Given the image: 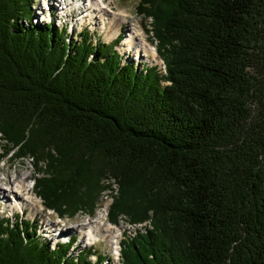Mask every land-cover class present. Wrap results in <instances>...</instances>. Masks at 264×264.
<instances>
[{
    "label": "trees",
    "instance_id": "16d2710c",
    "mask_svg": "<svg viewBox=\"0 0 264 264\" xmlns=\"http://www.w3.org/2000/svg\"><path fill=\"white\" fill-rule=\"evenodd\" d=\"M32 4L0 0V140L44 175L45 206L92 214L112 184V222L154 224L123 264H264V100L248 124L264 0H140L167 75L32 26ZM29 226L0 224V264H92Z\"/></svg>",
    "mask_w": 264,
    "mask_h": 264
},
{
    "label": "rangeland",
    "instance_id": "374dc122",
    "mask_svg": "<svg viewBox=\"0 0 264 264\" xmlns=\"http://www.w3.org/2000/svg\"><path fill=\"white\" fill-rule=\"evenodd\" d=\"M139 1L140 0H119V2H118V0H106V6H108L109 9L111 8L110 9L111 12H108V14H110V15L117 14L118 17L121 18V22L112 26V28H110L108 31L111 34L115 33L117 36L120 33V30H122V28H123V31H125V33L128 34L129 33L128 31L135 29L134 28V25H135V26H137V28H140V29L144 30V32H145L143 35H140V38L141 39H144V38L148 39V41L154 47H157L156 44L158 43V41L155 40L153 32L151 33L148 31L149 29H150V31H152V27L150 25L152 22V19L142 18L143 15H140L139 13H137L138 11H137L136 7L140 3ZM46 2H47V0H33L32 8L34 10V13L32 15V18L35 15V10L37 11V15H40V17H41L40 21L36 20V22L34 21V23H42V21L46 20L45 17H42L43 14L41 16V12L43 11V9L46 6ZM56 8H57V6H56ZM29 9H30V1H26L25 13L27 16H30ZM20 20H24V19H20ZM20 20H18V21H20ZM122 21H123V23H122ZM141 22L145 26H149V27L147 29H145L140 24ZM24 24H26L27 26L29 25L27 21H25ZM260 26H264V18H262ZM91 28H92L91 29L92 31H93V29H96L97 31L100 30L99 33H103V35H104L108 26H106L105 23H98L96 25H94L92 23ZM261 31H262V32H260L261 36H259L260 40L254 47V48H256V51H259V52L261 50V47L264 50V30H261ZM141 33H143V32H141ZM100 35H101V37H100ZM71 37L68 35V40L71 38V42L76 41L74 36L71 35ZM97 37H98V40L100 41L99 43H104L102 34H98ZM65 41H67V40H65ZM104 41H106V40L104 39ZM120 45H117V47L115 49L112 47V45L111 46L107 45V50H109V51L116 50L117 54H120L121 56L124 57V54L126 56L127 53L119 50ZM72 46H74V45L72 44ZM93 48L96 49L95 47H93ZM131 56H133V57H132V60H130V61H133V62L134 61L138 62V57L144 59L142 62H138L137 64H135L138 68H140V69L149 68V66H145V67L140 66V65H138L139 63H146V64H150V65H154V66L157 65V67H156L157 70H162V72L166 74V70H165L166 67H165V65H163L164 63H163V61H161L159 55H158V59L156 61L153 60L152 56L151 57L150 56H148V57L142 56L141 57L140 55L136 56L135 53H133ZM248 71H249V75H250L252 81H254V82L259 81L260 83H264V56L262 55V53H260V56L258 55V57H256V60H254L253 64L250 65ZM165 85H167V83H165ZM263 100H264V98L260 97V95H257V96L254 95V97L249 102L248 106L251 110V117L248 120V124L250 126H252L255 123L258 116H260V112L262 110V103L261 102H263ZM0 136H1V134H0ZM0 141H1L0 142V152H4L5 142L3 140H0ZM37 173L38 172H36V170H35V166H34V162H33L32 158H26V159H20V160L14 159L13 152L5 158L0 157V185L2 187H7L5 185V181L8 182V180H9L10 184L13 185L15 183L16 179L21 180V178L25 179L28 177L40 178ZM41 173H43V171ZM102 187L104 190L100 193V196L98 197V199L95 203V206L93 208L94 213H92V215L90 214V216H91L90 218L88 217V214L79 213L80 212L79 211L75 217L66 216L62 219H59L56 214H54L51 211H49V212L46 211L44 206L39 204L37 212L35 210H33L32 206H28L27 207L28 213L26 216H24V219L31 220V221L32 220L35 221V219H38V221L40 222L39 226L42 225L43 222H46L47 224L50 223L52 226H54V228L52 230H50V233H48V234H44L42 232L40 233V234H42V236L44 235L45 237L49 238L52 241H55L60 236H62L60 241H66L68 239V237H66V236L70 235L72 237V236L76 235L78 240L75 243V246L71 252L72 255L75 254L74 255V257H75L79 254V252H81L80 250L90 249V247L88 246L89 244H87V241H85V233H83L82 230L85 231L90 226V224H92V222H94V221L97 222L98 218L101 215V212H104V213L106 212V214H108L110 205H112L115 197L118 195V188L116 186H113L112 184H109V185L102 184ZM113 195H115V197ZM33 197H36L37 201L42 204V201H41L40 197H38V195H36V192L34 193ZM10 199H12V198H10ZM103 200H108L110 203L109 207L106 211H101L102 207L100 206V204ZM83 212H88V211H83ZM11 214H13V211L8 212V215H11ZM151 214H152V212H151ZM19 217H22V215L20 214ZM89 219H90V221H89V223H87L86 221H88ZM92 219H94V221H91ZM126 220H128L127 217L122 216L118 223L120 224V226L122 225L123 228L127 230V231L125 230V232L128 234V236H132L135 234L132 232L133 231L132 229H134V230L140 229V230H142L141 233L146 232V229H151V221L145 222L143 224H139V225H137L138 227H136V225L131 226ZM83 223H85L86 226L80 227V225ZM106 225H108V224H106ZM106 225L102 224L103 228H105ZM143 226H144V228H143ZM145 226H147V227H145ZM79 227L81 229L80 231H79ZM131 227H132V229H131ZM43 228H44V226L42 227V229ZM118 233L120 234L119 231H118ZM49 234H51V235L49 236ZM52 237H54L55 240H53ZM101 238L103 241L98 242L95 245V247L92 248L93 251L91 253L92 254L95 253V255L91 256L92 254H89L87 257V260L90 261L91 263H94L95 262L94 256H96V257L106 256V259L110 258V261L109 262L105 261L103 264H116V260L118 258L115 259L112 257L113 249H112L111 245H113V244H111L107 240H105L103 236H101ZM63 250L64 251L68 250V246H63Z\"/></svg>",
    "mask_w": 264,
    "mask_h": 264
},
{
    "label": "bare ground",
    "instance_id": "6f19581e",
    "mask_svg": "<svg viewBox=\"0 0 264 264\" xmlns=\"http://www.w3.org/2000/svg\"><path fill=\"white\" fill-rule=\"evenodd\" d=\"M50 1H53V4ZM79 1H83V0H79ZM86 3H87V5L91 6V10L92 11L89 13V15H90L92 21H94V19H97L100 22L109 23V27L106 29L105 40L107 42H109L111 39L115 38L116 34L115 33L111 34V33H109L108 30L110 28H112V26L116 25L117 23H120L121 22V18L118 17L117 14H113V15L108 14V12L105 9L106 7L103 6L105 4V3H103V1L101 2L103 5L95 4L93 0H86L85 5H86ZM46 5H47V8L49 6H51L52 9H56V6H57V7L60 8V11H63V10L66 11V18L68 17V21L65 22L64 19L62 20L60 15H56L55 16V26L56 27H61V26L65 25V24H71V20L69 19V16H71L72 20H73V23H74L72 25L73 28L75 27L77 29V33L78 34L80 33V30L82 29V26L85 25V22H83L82 17H80L79 15L76 14L75 8L73 7V3L69 4L67 9L63 8L62 0H47ZM36 14H37V11H36ZM42 14H43V16H42ZM41 16L45 17L46 21H50V19L47 20V18H48L47 14L43 13V11L41 12ZM97 20H96V24L99 23V21H97ZM43 22L44 21H42V23ZM122 23H123V21H122ZM37 24H40V23H37ZM134 28H137V26L134 25ZM128 32L129 33L128 34L126 33L125 37L122 39L123 43L120 46L119 50H121L123 52H129V51L133 50L136 56L137 55H140L141 57L142 56L143 57L144 56L145 57H148V56L151 57L152 56L153 60H155V61L158 59V53H157L156 49L149 43L148 39H145V38L141 39L140 38V32H141L140 30L134 29V30H131V31H128ZM91 33H93V32H91ZM78 34H75L74 38H75L76 41L79 42V40L81 38L78 36ZM94 45H96V40L94 41ZM28 178H25V179L21 178V180L18 179L17 181H15V183L13 185L10 184L9 180H8V182L5 181V185L7 187H2L0 185V201L3 200L6 203H10V196L12 198L15 197L17 199V201H18L16 203V207L17 208L18 207L19 208H24V207H27V206H32L33 210H35L37 212L38 211V205L40 203L36 200V198H34L31 195H29V193H26L25 183L27 182ZM109 204L110 203H109L108 200H103L101 202V204H100V206L102 207L101 211H106L108 209V207H109ZM107 215L108 214H106V212L105 213L101 212V215L98 218L99 222L98 221L97 222H92V224H90V226L85 231L82 230V232L85 233V241H87V244L90 245V244H93L94 241H99L101 236H103L105 240H107L109 243H111L113 245H114V243H116L117 239L120 236V235H118L119 233L115 232L112 227H109V226L106 225V227L103 228V226H102V224L105 225L103 223L102 219L107 217ZM120 227L123 228L122 225ZM136 227H138V226L136 225ZM145 227H147V226H145ZM143 228H144V226H143ZM131 229H132V227H131ZM125 230H123V231L125 232ZM132 230H134V229H132ZM113 245H111V247Z\"/></svg>",
    "mask_w": 264,
    "mask_h": 264
}]
</instances>
